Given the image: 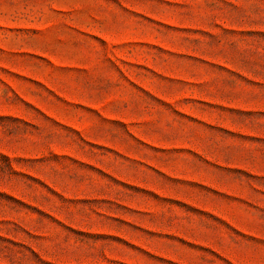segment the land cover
<instances>
[{
    "label": "rangeland",
    "instance_id": "rangeland-1",
    "mask_svg": "<svg viewBox=\"0 0 264 264\" xmlns=\"http://www.w3.org/2000/svg\"><path fill=\"white\" fill-rule=\"evenodd\" d=\"M0 264H264V0H0Z\"/></svg>",
    "mask_w": 264,
    "mask_h": 264
}]
</instances>
